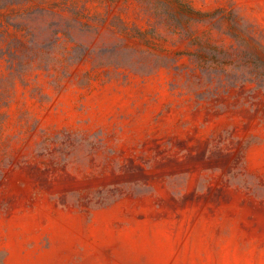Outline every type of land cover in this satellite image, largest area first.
<instances>
[{
	"label": "rangeland",
	"instance_id": "1",
	"mask_svg": "<svg viewBox=\"0 0 264 264\" xmlns=\"http://www.w3.org/2000/svg\"><path fill=\"white\" fill-rule=\"evenodd\" d=\"M0 264H264V0H0Z\"/></svg>",
	"mask_w": 264,
	"mask_h": 264
}]
</instances>
